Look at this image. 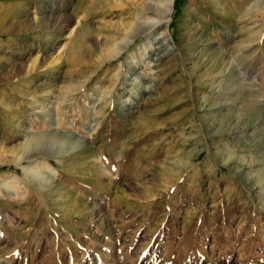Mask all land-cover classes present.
Here are the masks:
<instances>
[{
  "label": "rangeland",
  "instance_id": "374dc122",
  "mask_svg": "<svg viewBox=\"0 0 264 264\" xmlns=\"http://www.w3.org/2000/svg\"><path fill=\"white\" fill-rule=\"evenodd\" d=\"M0 264H264V0H0Z\"/></svg>",
  "mask_w": 264,
  "mask_h": 264
},
{
  "label": "bare ground",
  "instance_id": "6f19581e",
  "mask_svg": "<svg viewBox=\"0 0 264 264\" xmlns=\"http://www.w3.org/2000/svg\"><path fill=\"white\" fill-rule=\"evenodd\" d=\"M161 1V0H160ZM257 5V4H256ZM255 5V6H256ZM163 6H165V7H168L169 6V4H163ZM163 11V10H162ZM218 74V73H217ZM58 129H54V130H50V131H48L46 134H44V136L43 135H41V136H43V137H41L40 136V140H41V144H45L46 142H49V143H52L53 141H52V138H55V137H53V136H49V135H54V136H57V135H61V134H58ZM60 133V132H59ZM63 135V134H62ZM69 138H71V139H73V137H71V135H69V134H66ZM66 138V137H65ZM38 140H32L31 141V143H29L28 144V146H27V148H26V152L28 151L29 152V150L31 149V148H34V145H33V147L32 146H30V145H32L34 142L35 143H39V138H37ZM70 139V140H71ZM43 142V143H42ZM47 144V143H46ZM54 144V143H53ZM59 144H61V143H59ZM47 145H49V144H47ZM31 147V148H30ZM64 147V146H63ZM27 152V153H28ZM26 156V155H25ZM43 171H41V173H40V171L38 170V169H27L26 170V175L28 176V177H30V178H32V181H34V183H41L42 181H45V180H49L50 179V176L49 175H45V174H43L42 173ZM49 172V171H48ZM50 173V172H49Z\"/></svg>",
  "mask_w": 264,
  "mask_h": 264
}]
</instances>
